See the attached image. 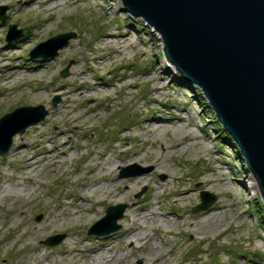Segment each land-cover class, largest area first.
Here are the masks:
<instances>
[{
  "label": "rangeland",
  "instance_id": "rangeland-1",
  "mask_svg": "<svg viewBox=\"0 0 264 264\" xmlns=\"http://www.w3.org/2000/svg\"><path fill=\"white\" fill-rule=\"evenodd\" d=\"M50 1L56 2L48 7L43 6V0H0V6H7V18L0 22V58L8 59V64H0V70L29 72L39 69L40 64L45 63V71L41 76L16 78L10 84L0 83V117L19 106L43 105L47 111L43 120L27 127L24 133L15 134L9 151L0 156V167L5 164L2 170L4 175L0 176V186L8 184L7 175L15 173L24 160L19 158L10 161V151L15 143L17 141L31 143L32 131L39 130L41 135L38 133L37 146L40 149L47 144L52 148L56 145L59 149L75 152L55 173H47V166L38 170L39 178L46 179L44 188L37 194L38 198H41L38 208L48 203L57 209L64 203V198L77 193L80 186L89 179L90 166H96L98 163L102 167L109 163L108 160L107 162L101 160L100 152L106 153L109 159L113 160L125 140L128 141L129 147L145 149L141 142L133 137L142 136L136 125L139 118L147 114L172 116L187 111L186 125L196 133V139L191 140V135L187 138L189 141H195V146L185 151L171 148V143L179 144L183 140L175 137L171 127L172 129L164 134H158L155 139L158 140V145L152 149L154 159L163 167L164 172L162 169L154 170L151 161L145 159L138 162H120L112 174L120 177L122 168L136 164L150 169L139 176L150 179L151 183L165 182L169 179L170 189L186 192L177 202L174 194L162 198L158 211L174 212L182 219L178 220V216L175 215L177 218L173 216L169 221V224L171 222L177 224L170 230L174 234L165 231V226L159 228L161 238L158 240L163 251L159 256V262L154 264H236L239 261L247 264L249 260L264 264V204L259 188L257 191L252 188L250 183L253 175L249 173L243 159L238 155L233 140L219 125L200 88L194 84L184 83L175 67L164 57L163 43L157 31L141 18L130 16L124 11L121 8V0ZM26 2L36 3L32 11H26ZM9 24H15L17 28L23 29V34L8 42L6 33ZM41 29L44 30L42 35L37 39H31L30 42L28 38ZM64 32H73L74 37L65 47L59 49L55 56L42 59L30 57L29 51L38 43ZM112 33L117 34L115 38L118 40L117 44L115 41L112 43L113 46L103 43L102 39ZM28 40L29 43L25 47ZM95 56H101L102 59L95 60L93 59ZM75 60H78L77 64ZM67 65H69L67 75L62 77L60 73ZM81 69L87 73V78L80 86L73 80L72 73ZM162 71L167 72L164 80L160 82L165 90L153 92L151 88L157 82L156 80L154 82L153 78ZM99 76L103 83L116 81L115 87L99 85L96 90L100 91L101 95L105 92L104 89H107L109 96L79 99L81 96L78 92H86L88 84L97 82L96 77ZM124 79L126 82H133L134 85L122 86L125 83ZM78 87L81 88L78 90ZM74 90L76 91L73 94ZM61 91L69 92L70 96L76 98L69 101ZM37 92L39 94H36ZM55 96H58L59 100L52 105ZM152 97L156 101L150 100ZM166 100L173 106L164 107L163 102ZM67 102L69 109L74 110L64 111L62 115L56 116L54 112ZM71 116L76 117L74 124L78 126L77 129L72 126ZM54 117L57 122L52 120ZM191 120H194L195 124H192ZM62 130H65L66 134L61 139L59 132ZM124 134L128 136L126 139L123 138ZM187 138L183 141H187ZM202 142L210 146L205 152L197 151L198 145ZM159 143L165 146L167 153L162 151ZM34 152L31 150L26 155ZM136 176L138 175L124 178L133 179ZM205 177L211 178V183L202 184ZM170 189L168 187L167 191ZM205 190L216 195V200L207 210L193 212L192 208L200 202V192ZM139 192L140 196H137ZM151 194L146 185H140L130 197L145 202ZM23 196L25 199L33 200V195ZM119 203L128 205L126 202L109 201L106 197L105 201L95 205L97 215L91 221L47 235L36 234L31 241L46 249L65 246L66 241L71 243L73 240L87 248L95 246L100 241L108 245L107 247L101 245L102 253L107 257L116 258L119 251L124 250L123 261L127 264H142L137 259L133 245L118 238L122 230L124 210L122 217L117 220L120 227L116 231L103 236L87 233L89 227L104 216L108 206ZM16 205L14 200H0V264H12L18 256L27 251L21 244L11 247L13 239L9 234L14 232V228L8 229L7 224L11 223L10 220L13 225L19 222L20 217L13 216L11 211ZM221 205L226 207L219 210ZM90 206L92 205L89 202L86 208ZM63 209L67 210L69 207ZM38 210L31 205L27 208L26 216L35 225L42 224L44 217ZM84 210L85 207L80 212L83 219L87 216ZM214 210L221 211V215L224 213V219L218 226L215 225L217 220L210 219L208 226L212 224V230L200 234L205 238L200 239L197 234L192 236L191 230L183 228L182 225L185 227L191 225L190 229H196L201 225L200 215ZM150 231L151 234L159 235L153 230ZM56 234H63L61 241L54 245L44 243L50 235ZM20 246V251L16 252V247ZM75 256L76 258L71 254L63 257L62 262L56 257L52 264H94L100 261L88 255Z\"/></svg>",
  "mask_w": 264,
  "mask_h": 264
},
{
  "label": "water",
  "instance_id": "water-1",
  "mask_svg": "<svg viewBox=\"0 0 264 264\" xmlns=\"http://www.w3.org/2000/svg\"><path fill=\"white\" fill-rule=\"evenodd\" d=\"M122 9L154 28L163 43L167 61L183 82L198 86L219 125L233 140L238 155L257 182L264 204V0H121ZM7 6H0V22L7 18ZM23 34L9 24L6 40ZM74 37L64 32L38 43L31 58H48L58 53ZM69 65L61 71L67 75ZM55 96L52 105L58 102ZM47 115L43 105L19 106L0 117V156L9 151L12 138ZM150 170L131 164L120 177L140 175ZM140 196V192L137 196ZM216 195L200 192L193 212L211 207ZM126 205H110L88 234L107 235L120 225L117 220ZM63 234L44 240L54 245Z\"/></svg>",
  "mask_w": 264,
  "mask_h": 264
},
{
  "label": "bare ground",
  "instance_id": "bare-ground-1",
  "mask_svg": "<svg viewBox=\"0 0 264 264\" xmlns=\"http://www.w3.org/2000/svg\"><path fill=\"white\" fill-rule=\"evenodd\" d=\"M43 2V6L46 5L49 7L50 5H54L56 1L43 0ZM25 4L27 8L26 11L29 12L33 10L34 5L36 3L26 2ZM43 31L44 30L41 29L39 32H34L28 38L30 39V42L31 39L39 38L42 35ZM116 35V33L109 34L107 38L102 39L103 43H105L106 45L113 46L112 43H114L115 41V44H117L118 40H115V38L117 37ZM27 43H29V40L25 42V47H27ZM93 59L100 60L102 58L101 56H95ZM7 60V58H0V64H8ZM77 62L78 60H75V64H77ZM40 68L29 72L26 70L19 71L13 69L2 71L0 70V83L7 82L10 84L16 78H25L28 76H41L42 73L45 71V63L40 64ZM72 75L73 80L77 81L78 85L81 86L83 81L86 82L85 80L87 78V73L84 72L82 69L73 72ZM166 75L167 72L162 71L157 77L153 78V81L155 82L156 80L157 82H155V84L152 86L151 91L156 93L164 92V86L161 85L160 82L164 80V76ZM96 79L97 82L93 81L88 84L86 92H78V94L81 96L78 97L79 99H83L84 97L93 98L96 96H109V91L107 89H104L105 92L101 93L100 95V91H96L98 89V86L104 85V87H115L117 85L116 81L113 83H103L102 81H100L101 76L96 77ZM124 82L125 83H123L122 86L134 85L133 82H126V79H124ZM80 88L81 87H78V90ZM75 91L76 90H74L72 93L74 94ZM61 93L69 101L72 98H76L75 96H70L69 92L65 93L61 91ZM36 94H39V92H37ZM150 100L156 101L154 97L150 98ZM68 102L65 103V105H62L54 112L56 116L62 115L64 111L74 110V108L69 109L67 105ZM160 103H162V101ZM163 103L164 107L173 106V104L167 102V100ZM186 112L184 114L177 113V115L172 116H160L158 113L147 114L146 116L143 115L141 118H139L140 120L136 125L138 127L137 129L141 131L143 137H138L136 135H133V137L136 139V141H140L141 145H143L145 149L141 147L138 150L135 149L134 146L129 147L127 146L128 141L125 140L122 147L118 149L119 151L116 154V158L113 160L109 159L106 153L100 152L99 155H101L102 157L101 160H105L106 162L108 160L109 163H105L102 167H100L98 163L96 166L93 165L90 166V168L88 167L89 179L85 182V184L80 186V188L77 190V193L70 195L68 198H64V203H62L57 209L53 208V204L50 206L48 205V203H44L40 209L38 208L41 198H38L37 194L44 188V185L46 183L44 181L46 179L39 178L40 176L37 175L38 170L40 167L47 166V173H55L57 172L58 167L63 163H67L69 159L75 154V152L59 149V147H57L56 145L55 148H52V146H47V144L43 145V148H41V150L37 146L39 145L37 141V138L40 134L39 130L32 131L31 137L29 136L32 139L31 143L17 141L12 151H10V161L12 162L19 158H22L24 160L19 164L15 173L7 175L8 177L6 182H8V184H2L0 186V200L8 199L16 201L17 205L11 211L13 216L20 217L19 222L15 223V225L12 224L11 220V223L7 224L8 229L12 230V228H14V232H10L9 234V237H12L13 239V244L11 247H14L17 244H21L23 248H27V251L18 256V258L14 260L12 264H52V261H54L56 257L57 260L62 262L64 260L63 257H67L69 255L71 256V254L75 258V255L82 254L83 256L88 255V257L100 259V261H96L94 264H127L126 261H123V259L125 258L124 250H120L116 258H113L112 256L107 257L102 253L103 249H101V245H103V247H107L108 245L100 241H98L95 246H90L87 248H85V245L84 247L81 246L79 242H74V240L71 241V243L66 241L65 246L56 247L55 249H46L44 246L33 244L31 241V239H33L34 235L36 234L47 235L54 231L67 230L78 225L81 226L82 223L86 221H91L97 215V208L95 207V205H98L99 202L101 203L102 201H105L106 197L109 198V201L128 203V205H126V209L124 210L125 213L121 220L122 230L121 233L118 235V238H120V240L122 241L127 242L131 246L133 245L132 247L135 248L137 259L138 261H141L142 264H154L155 262L158 263L159 256L163 251V247L159 244L158 240L161 238L159 234V228H161V226H165V231L171 234L172 232L170 230H172V227L177 225L174 222H171V224H169L171 218L177 215L178 218L176 216L175 217L178 220L181 221L182 219L181 216L175 214L174 212L158 211L161 208V201L163 200L162 198L165 195L174 194L176 197L175 202H177L180 200V197H182L186 192H178V190L176 189H170L169 179H166L165 182L151 183L150 179H147L146 177L144 178L142 176H136L133 179H128L124 177H115L112 176V174L113 170L120 165V162H138L140 160L145 161V159L146 161H151L154 170H163V167L160 166L159 163L156 162L157 160L154 159V153L152 150L158 145V140H155L158 134H164L165 132L173 128L175 132V137L184 140L191 135V140L196 139V133L191 129V127H187L186 125L188 121V118L186 117ZM70 119V121L73 122V128L77 129L78 126L74 124V121H76V117L71 116ZM52 120L54 122H57L56 117L52 118ZM191 122L192 124H195L194 120H191ZM65 132V130L59 132V137L61 139L66 134ZM127 137L128 136H126L125 134L123 135L124 139H126ZM183 140L179 144L171 143V148H173L174 150L185 151L188 150L190 147L196 145L195 141H189L188 138L187 141ZM208 145V143L202 142L201 145H198L199 147L197 151H207L210 148V146ZM160 146L162 148V151L167 153L165 146L162 144H160ZM80 147L82 148V145ZM73 148L74 147L72 146L71 149ZM31 150H34L35 152L31 155H26ZM174 152L175 151H173V154ZM4 166L5 164L0 167V176L4 175V172H2ZM209 183H211V178L205 177L202 180V184ZM250 184L252 188L257 191L258 185L254 178H251ZM140 185H146L147 188H149L152 192L151 196L147 198L145 202L139 201L136 198L132 199L130 197V195ZM168 187L170 190L167 191ZM23 195H29V197L33 195V200L29 198L25 199ZM89 202L92 206L86 208V205L89 204ZM29 205L35 207L37 210L39 209L38 211L43 213L42 215L44 217L42 224L35 225L31 223L29 218H27V208ZM66 206L69 207V209L64 210L63 207ZM84 207V211L87 214V216L84 218L85 220L83 219V215L80 213ZM224 207L226 206L221 205L219 207V210ZM199 218L201 225L199 227H196V229H190L189 227H191V225H187L186 227L184 225L182 226L183 228H185V230H191V234H193L192 236L197 234L198 238L202 239L205 237L200 236L201 233L207 230H212V224L208 226L209 220H217V224L215 225L218 226V224L224 219V213H222L221 215V211L214 210L212 212H205L201 214ZM205 225L207 226L205 227ZM150 230H153L159 235L157 236L151 234ZM199 231L201 232L199 233ZM186 232L190 233V231ZM172 234H174V232ZM115 237L116 236H114V238ZM21 246L16 247L15 251L19 252ZM236 264H243V262L239 261ZM247 264H258V261L249 260V263Z\"/></svg>",
  "mask_w": 264,
  "mask_h": 264
},
{
  "label": "trees",
  "instance_id": "trees-1",
  "mask_svg": "<svg viewBox=\"0 0 264 264\" xmlns=\"http://www.w3.org/2000/svg\"><path fill=\"white\" fill-rule=\"evenodd\" d=\"M239 154V153H238ZM241 158V157H240Z\"/></svg>",
  "mask_w": 264,
  "mask_h": 264
}]
</instances>
